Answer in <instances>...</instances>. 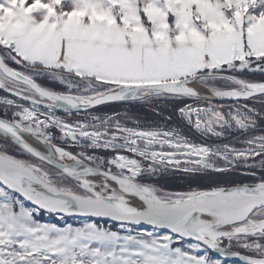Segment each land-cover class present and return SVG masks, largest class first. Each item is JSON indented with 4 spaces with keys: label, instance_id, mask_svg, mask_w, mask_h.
Wrapping results in <instances>:
<instances>
[{
    "label": "snow or ice",
    "instance_id": "obj_1",
    "mask_svg": "<svg viewBox=\"0 0 264 264\" xmlns=\"http://www.w3.org/2000/svg\"><path fill=\"white\" fill-rule=\"evenodd\" d=\"M255 74L264 0H0V264H264ZM172 100L205 142L93 114ZM169 172L190 185L148 182Z\"/></svg>",
    "mask_w": 264,
    "mask_h": 264
},
{
    "label": "trees",
    "instance_id": "obj_2",
    "mask_svg": "<svg viewBox=\"0 0 264 264\" xmlns=\"http://www.w3.org/2000/svg\"><path fill=\"white\" fill-rule=\"evenodd\" d=\"M249 79L253 80H260L264 79V77H261L259 74L250 75L248 76ZM0 95H4L3 92H0ZM183 103H191V101H180V100H172V101H151L147 103H141V102H129V103H120V104H113L108 106H103L100 108H97L93 110L94 113H108L109 115H112L113 113H119L120 118L122 122L126 123L128 126H135V121L138 120L140 122L141 127H162V128H178L181 130L185 135H187L190 139H192L194 142L201 143L205 142L204 138L200 136L199 133H196L194 130L186 127L182 122L178 121L173 109L176 106H183ZM225 104H228L230 102H224ZM249 104L254 103L253 101H249ZM259 107V105H257ZM0 111H2V106H0ZM106 111V112H104ZM159 113H162V115H158ZM57 115L61 116L65 119H71L76 120L77 118L83 117L84 114H73L71 116L62 114V113H56ZM172 116V120H167L166 117ZM55 133V130H54ZM58 137V133H55ZM235 137L236 140L239 139L238 133H233L232 136L229 137V139H233ZM2 142V141H0ZM209 143H222L227 141H220L216 140L215 138H212L211 140L207 141ZM237 146H240L237 144ZM98 155H104V153H98ZM164 179V187H167L171 190H184L186 189L190 183V178H163ZM231 179L236 180L237 182H251L249 180H245L243 177H241L239 174L234 175L231 177ZM209 182L208 179H196L195 183H203L207 184ZM195 183H192V186H195ZM44 217L51 218L53 221H55V217H49L46 215H42L40 217V220H45ZM67 221H72L69 219H66ZM111 226V224L109 225ZM227 264V263H226Z\"/></svg>",
    "mask_w": 264,
    "mask_h": 264
},
{
    "label": "rangeland",
    "instance_id": "obj_3",
    "mask_svg": "<svg viewBox=\"0 0 264 264\" xmlns=\"http://www.w3.org/2000/svg\"><path fill=\"white\" fill-rule=\"evenodd\" d=\"M61 87V86H60ZM60 87H57V89H59ZM104 112H106V111H104ZM109 113V112H108ZM108 113H102V112H99V113H94V114H96V115H109ZM80 118H83V117H80ZM65 119V118H64ZM69 120H71V119H69ZM181 178V179H183V178H189V177H187V176H185L184 174H181V173H179V172H169V173H165V174H163L162 176H158V177H154V178H152L151 180H149L148 182H152V183H157V184H159V185H164L165 186V184L167 183H164L165 181H164V179L163 178ZM45 218V220L43 221V220H41V222H46V223H56L58 220H59V218H57V219H55V221H53V219H51V218H47V217H44ZM84 220H72V221H65L66 223H71V224H73L74 226H78V225H80L82 222H83ZM62 223H64V222H62ZM115 230H119V228L118 227H116V229ZM139 230H143V229H139ZM214 258H217L216 256H214ZM219 259V258H218ZM227 264H229V263H227Z\"/></svg>",
    "mask_w": 264,
    "mask_h": 264
},
{
    "label": "water",
    "instance_id": "obj_4",
    "mask_svg": "<svg viewBox=\"0 0 264 264\" xmlns=\"http://www.w3.org/2000/svg\"><path fill=\"white\" fill-rule=\"evenodd\" d=\"M224 102H229V101H216V103H224ZM120 103H129V102H113V103L108 104V105L120 104ZM108 105H103V106H108ZM103 106H99L98 108L103 107ZM57 112L62 113V114H66L63 110H58ZM81 114H83V113H81ZM66 115H68V114H66ZM30 142H32V141H30ZM36 145L41 147L39 144H36ZM44 215L49 216V217L59 218V217H56V216H53V215H50L47 213H45ZM67 219H69V220H84V218H82V217H68ZM147 227L148 226H145V228H147ZM215 256L217 258L221 259L222 261H225L226 263H229V264H234V261H236V259H237V258H233V257H220L218 255H215Z\"/></svg>",
    "mask_w": 264,
    "mask_h": 264
},
{
    "label": "flooded vegetation",
    "instance_id": "obj_5",
    "mask_svg": "<svg viewBox=\"0 0 264 264\" xmlns=\"http://www.w3.org/2000/svg\"><path fill=\"white\" fill-rule=\"evenodd\" d=\"M48 86H50V87H54V88L60 87V86L57 85L55 82H48Z\"/></svg>",
    "mask_w": 264,
    "mask_h": 264
},
{
    "label": "bare ground",
    "instance_id": "obj_6",
    "mask_svg": "<svg viewBox=\"0 0 264 264\" xmlns=\"http://www.w3.org/2000/svg\"><path fill=\"white\" fill-rule=\"evenodd\" d=\"M35 146L39 148V146H37V145H35ZM41 150H43V149H41Z\"/></svg>",
    "mask_w": 264,
    "mask_h": 264
}]
</instances>
